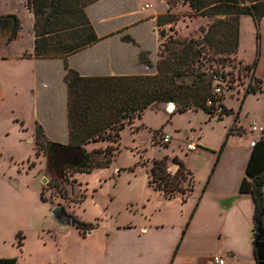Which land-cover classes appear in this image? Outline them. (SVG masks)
Masks as SVG:
<instances>
[{
    "label": "rangeland",
    "instance_id": "obj_1",
    "mask_svg": "<svg viewBox=\"0 0 264 264\" xmlns=\"http://www.w3.org/2000/svg\"><path fill=\"white\" fill-rule=\"evenodd\" d=\"M144 4L150 8L144 9ZM105 5L93 9L91 15L95 11L99 15L108 14L115 9L148 13L157 7L161 13L157 18L168 15L171 21L163 27L156 25L157 18L152 22L160 40L158 52L169 36L199 40L213 19L196 15L183 0H115L114 6ZM23 8V0H0V17L13 14L20 21L18 42L24 47L29 43L31 20ZM135 18L129 16L112 23ZM239 26L238 59L236 55L226 59L207 55L200 64L208 75L224 77V82L215 80L213 85L220 87L231 115L219 121L208 119L202 111L170 116L167 112L170 104L151 106L120 132L119 152L107 168L88 174L67 172L63 183L50 179L43 183L47 165L41 153L36 156L31 83L25 64L0 59V252L13 255L18 264H199L196 256L218 251V237L208 230V218L204 215L191 220L193 203L182 204L181 195L176 192L173 199L167 200L159 191L172 178H155L149 186L148 175L153 161L164 158L166 168L176 171L178 167L171 160L176 157L191 171L193 190L200 193L224 142L212 191H224L230 183V173L236 175L237 165L248 147L240 127L233 124L241 93L251 75L242 62L251 65L256 58L252 19L240 17ZM161 30L165 38L160 37ZM145 44L154 48L155 39ZM9 49L14 51L15 46ZM151 52V55L144 53V60L154 58V51ZM244 108L247 114L241 113L239 121L246 128L255 113L262 116L264 103H256L249 97ZM163 135L170 137L168 144L161 145ZM187 141L194 142L197 151L184 152L181 147ZM177 176L180 179L181 175ZM189 183V175H185L180 184L186 188ZM42 189L44 200L40 197ZM55 207L62 208L72 220L91 223V231L78 233L74 228L61 226L52 214ZM262 227L264 230V216ZM18 235L23 239L20 249Z\"/></svg>",
    "mask_w": 264,
    "mask_h": 264
},
{
    "label": "trees",
    "instance_id": "obj_2",
    "mask_svg": "<svg viewBox=\"0 0 264 264\" xmlns=\"http://www.w3.org/2000/svg\"><path fill=\"white\" fill-rule=\"evenodd\" d=\"M23 1L24 7L34 19V57L42 59L67 57L98 42L86 9L100 0ZM183 1L196 15L213 19L199 40L176 39L170 36L164 39L154 66L144 60V53L140 54L139 62L153 70V73L125 77H82L73 70H66L64 82L67 144L60 145L47 141L40 126H35L33 131L36 156L41 153L45 157L50 170V181L65 182L67 172L88 174L95 169L107 168L119 152L117 145L120 132L126 126H130L135 119H139L147 108L156 104H173L174 109L169 112L170 116L188 111H202L208 119L216 118L219 121L224 116L232 114V110L223 105V93L221 91L218 94L214 93V88L219 86L213 85V82L215 80L224 82V77L215 73L208 75L201 70L200 64L207 55L220 59L235 56L239 45V18L249 16L256 29V58L251 65L245 66V70L251 73L259 56V26L264 16V0ZM7 18L13 20L7 38L10 41L16 37L18 21L15 16ZM170 21L168 15L158 17L156 25L163 27ZM159 35L165 38L163 30ZM124 40L131 41L128 37ZM196 64L198 66L195 70ZM262 93L264 83L251 74L239 101V108L246 96ZM218 109L220 112H217ZM234 121L235 123L237 121L236 114ZM233 127L227 132L226 139L231 135ZM159 132H155V135ZM98 143L105 144V147L93 148L90 151L84 148ZM166 160L164 158L153 161L148 175V185L153 184L155 178H172L171 182L166 180L159 191L167 200L173 199L174 192L179 193L184 204L193 189L192 175L176 157L171 160L178 169L170 174L165 165ZM177 174L181 175L180 179ZM185 175H189L190 183L186 188H182L180 183ZM167 182L170 184L167 185ZM263 187L264 138H261L251 148L245 167V177L238 189L239 194L249 196L254 206L253 237L256 220H259L264 209ZM43 195L42 189L40 195L42 200ZM76 224L81 230H91L93 226L91 223ZM17 239L20 247L22 238L18 235ZM0 264H17V260L0 259Z\"/></svg>",
    "mask_w": 264,
    "mask_h": 264
},
{
    "label": "crops",
    "instance_id": "obj_3",
    "mask_svg": "<svg viewBox=\"0 0 264 264\" xmlns=\"http://www.w3.org/2000/svg\"><path fill=\"white\" fill-rule=\"evenodd\" d=\"M114 1L100 0L87 7L86 14L99 40L95 44L67 57L54 59L34 57V19L32 14L25 7L23 8L25 14L27 18L31 20L28 45L23 47L22 44L18 42L20 38V21L16 16L18 21L16 37L8 41L7 38L10 31L4 35H0V59L2 61L12 60L19 64H25L27 68L31 83L30 108L34 113V128L35 126H40L46 140L49 142L66 145L68 141L66 85L64 82L66 70H73L82 77L140 76L150 74L149 71L151 70L139 62L138 57L140 54L148 53L151 55V51L153 50L154 58L149 59L151 65L154 66L158 60V42H160V40L157 39L156 25H152V22L161 14L157 11L158 7L148 13H144V11L142 12L141 10L115 9L108 14L99 15L95 11V15H91V11L93 9L96 10L102 4H106V7L114 6ZM143 8L149 9L150 7L144 4ZM8 16L14 15H3L0 17V20L8 19ZM129 16H135L136 20H128L120 24L112 23L115 20L129 18ZM8 20L11 22L13 21L11 19ZM147 22H149V25H147ZM259 27V56L251 74L264 83V16L260 21ZM126 37L131 39V41L124 40ZM141 39H143V41ZM153 39H155L154 48L145 44ZM240 41L239 26V45ZM13 46H15L14 51L13 49H9ZM242 64L244 66L249 65L244 62H242ZM241 94H243V92ZM249 97L254 98L256 103H264V93L248 95L244 98L241 107H238L235 113L237 115V126L240 127L239 131L245 137V141L248 142L245 154L237 165L236 175H232L233 171L230 173V183L228 187L226 186L227 188L224 191H212L213 175L215 174V169L218 168L221 162L220 153L217 161L215 158L213 165L214 169L204 189L200 193L194 192L192 189V192L185 202V204L193 203L194 205L191 220L196 216L202 217L205 215L208 218V230L210 229L211 232L218 237L217 243L220 249L208 256H196L199 264H211V258L214 255L225 257V264H256L252 236L254 206L249 196L241 195L238 192L239 185L245 177V167L252 148L249 146V143L255 137L249 133V126L243 128L239 121L240 114L247 111L244 107ZM223 105L226 107L224 101ZM245 114H247V112ZM252 122L264 127V111L260 117L255 113ZM233 124H235V121H233ZM104 147L105 144L101 143L84 146L87 151L93 148ZM184 148L185 146L181 147V149L186 152ZM187 171L191 173L189 169H187ZM262 192L264 196V187L262 188ZM188 225H190V223ZM189 227L190 226H188V229ZM203 238V235H201L200 239L202 240ZM220 238H222V240H220ZM22 246L23 244L20 247L17 246V248L20 249ZM17 252L21 253V251ZM10 258L16 257L8 254L6 251L0 252V259Z\"/></svg>",
    "mask_w": 264,
    "mask_h": 264
},
{
    "label": "water",
    "instance_id": "obj_4",
    "mask_svg": "<svg viewBox=\"0 0 264 264\" xmlns=\"http://www.w3.org/2000/svg\"><path fill=\"white\" fill-rule=\"evenodd\" d=\"M4 19H1L3 21ZM12 23V22H11ZM170 174H173L175 172L174 169L168 170ZM50 170L47 167V175L45 179L43 180V183L46 182L47 179H50ZM52 214L55 218V220L63 227H75V222L72 220V218L67 215L64 210L60 207H55L52 211ZM264 216V209L262 210L259 220H256V230L255 235L253 237V249L255 254V259L257 261V264H264V230L262 227V219Z\"/></svg>",
    "mask_w": 264,
    "mask_h": 264
},
{
    "label": "built area",
    "instance_id": "obj_5",
    "mask_svg": "<svg viewBox=\"0 0 264 264\" xmlns=\"http://www.w3.org/2000/svg\"><path fill=\"white\" fill-rule=\"evenodd\" d=\"M221 89L219 87L214 88V93L218 94L220 93ZM210 104V102H208ZM167 112L169 113L168 109ZM217 112H220V109L217 110ZM249 133L254 135V139L250 141L249 146L253 147L255 143L261 139L264 138V127L257 125L255 122H252L249 125ZM170 142V137L168 135H163L161 136V143L162 144H168ZM197 145L194 142H186L185 143V151L186 152H194L197 149ZM226 259L225 257L219 256V255H214L211 258V264H225Z\"/></svg>",
    "mask_w": 264,
    "mask_h": 264
},
{
    "label": "flooded vegetation",
    "instance_id": "obj_6",
    "mask_svg": "<svg viewBox=\"0 0 264 264\" xmlns=\"http://www.w3.org/2000/svg\"><path fill=\"white\" fill-rule=\"evenodd\" d=\"M12 28V23L10 20L8 19H4L3 21L0 22V35H4L5 33H8ZM75 222V231H77L78 233L83 231L81 230V228L78 226V224L76 223H83L86 224L85 222L79 221V220H73ZM86 231H91V230H86Z\"/></svg>",
    "mask_w": 264,
    "mask_h": 264
},
{
    "label": "bare ground",
    "instance_id": "obj_7",
    "mask_svg": "<svg viewBox=\"0 0 264 264\" xmlns=\"http://www.w3.org/2000/svg\"><path fill=\"white\" fill-rule=\"evenodd\" d=\"M173 109H174V105H173V104H170V105H169V108H168V111H169V112H172Z\"/></svg>",
    "mask_w": 264,
    "mask_h": 264
}]
</instances>
